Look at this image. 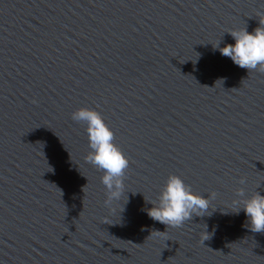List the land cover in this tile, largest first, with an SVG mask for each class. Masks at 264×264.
<instances>
[{
	"label": "water",
	"instance_id": "1",
	"mask_svg": "<svg viewBox=\"0 0 264 264\" xmlns=\"http://www.w3.org/2000/svg\"><path fill=\"white\" fill-rule=\"evenodd\" d=\"M260 21L264 0H0V264H264L236 203L264 194V73L215 47ZM83 107L129 159L111 208ZM171 174L211 215L149 217Z\"/></svg>",
	"mask_w": 264,
	"mask_h": 264
},
{
	"label": "clouds",
	"instance_id": "2",
	"mask_svg": "<svg viewBox=\"0 0 264 264\" xmlns=\"http://www.w3.org/2000/svg\"><path fill=\"white\" fill-rule=\"evenodd\" d=\"M262 24L264 22L260 21V25ZM229 33L235 43L223 47H220L219 43L215 46L219 48L221 54L230 57L236 65L249 72L264 73V26L257 27L253 32H249L246 27ZM72 119L87 125L90 151L85 160L104 173L101 177L107 197L104 204L105 207L111 208L113 201L119 200L123 195L129 159L114 142L115 133L106 123L102 113L83 107L72 113ZM246 182V177H241L239 183L243 185ZM236 195L238 197L236 203L243 205L238 211L242 209L247 216L245 226L252 232L264 233V194L256 192L252 196H246L245 190L241 188L237 190ZM215 196L216 193L209 196L196 193L181 176L171 174L162 187L157 201H149L153 207L147 209V214L167 227H181L194 215L201 217L211 215L210 202ZM203 239L205 241L209 237Z\"/></svg>",
	"mask_w": 264,
	"mask_h": 264
}]
</instances>
